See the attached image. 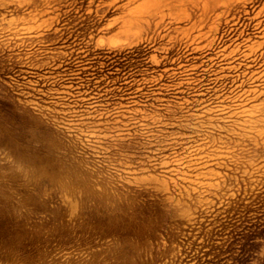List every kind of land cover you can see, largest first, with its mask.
I'll return each mask as SVG.
<instances>
[{
	"label": "rangeland",
	"instance_id": "obj_1",
	"mask_svg": "<svg viewBox=\"0 0 264 264\" xmlns=\"http://www.w3.org/2000/svg\"><path fill=\"white\" fill-rule=\"evenodd\" d=\"M0 264H264V0H0Z\"/></svg>",
	"mask_w": 264,
	"mask_h": 264
}]
</instances>
